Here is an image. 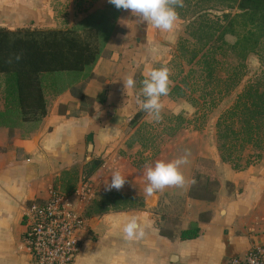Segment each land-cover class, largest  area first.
Wrapping results in <instances>:
<instances>
[{
	"label": "crops",
	"instance_id": "0c3cea01",
	"mask_svg": "<svg viewBox=\"0 0 264 264\" xmlns=\"http://www.w3.org/2000/svg\"><path fill=\"white\" fill-rule=\"evenodd\" d=\"M107 4L108 0H0V27L70 28ZM116 24L117 31L93 66L92 76L80 80L72 90L46 95L47 114L33 130L26 125L0 126V264H29L23 244L25 206L46 200L64 171L75 168L82 174L88 142L93 144L92 160L105 148L108 152L107 148L125 141V121L141 110L136 101L138 78L144 79L147 72L166 62L183 35L180 20L174 30L166 32L124 10ZM129 75L136 87L125 90L123 81ZM99 95H103L102 102L97 101ZM218 162L226 176L215 200L187 199L197 209L193 215L201 231L199 237L180 240L177 231L162 234L147 207L124 212V217L105 214L87 221L90 231L82 236L75 264H224L264 244L263 165L237 172L220 159ZM30 165L34 166L31 176ZM77 165L82 166L80 170ZM108 165L105 159L89 178L94 188L106 189L105 184L110 183L111 176L101 180ZM226 182L237 191L241 188L242 195L228 193ZM81 185L80 181L76 189ZM151 197L155 200L157 196ZM203 215L207 217L202 219ZM132 216L143 226L145 235L127 240L123 226ZM184 229L187 226L180 231ZM89 232L94 235L89 236Z\"/></svg>",
	"mask_w": 264,
	"mask_h": 264
},
{
	"label": "trees",
	"instance_id": "16d2710c",
	"mask_svg": "<svg viewBox=\"0 0 264 264\" xmlns=\"http://www.w3.org/2000/svg\"><path fill=\"white\" fill-rule=\"evenodd\" d=\"M186 8L199 15L190 24L189 36L180 42L181 56H188L187 64L202 65L208 94L228 96L246 73L244 60L249 54L264 50V0H184ZM218 8V9H215ZM182 10V8H178ZM121 10L110 3L95 10L68 29L10 30L0 27V77L3 78V110L0 126L26 125L33 130L47 114L46 95L72 90L91 71L101 57L104 47L117 31ZM236 37L228 44L224 37ZM220 43V45H217ZM22 54L9 64V57ZM219 54L225 58H239L228 65L223 77H214ZM185 79L171 87L169 95H185ZM81 99L85 97L81 96ZM103 101V95L97 97ZM137 112L131 122L140 117ZM178 120V117L176 118ZM25 134V133H24ZM216 150L222 163L234 171H243L264 155V85L248 83L225 109L215 124ZM102 166L93 159L79 175L77 169L64 171L55 181L52 191L69 196L76 191L83 178H90ZM188 198L212 202L220 188V179L211 159L197 158ZM196 224L179 233L180 240L199 237Z\"/></svg>",
	"mask_w": 264,
	"mask_h": 264
},
{
	"label": "rangeland",
	"instance_id": "374dc122",
	"mask_svg": "<svg viewBox=\"0 0 264 264\" xmlns=\"http://www.w3.org/2000/svg\"><path fill=\"white\" fill-rule=\"evenodd\" d=\"M177 11L183 25V35L178 37L170 51L168 60L166 59V62L159 64L157 68L167 66L171 69L170 79L173 81L172 86L185 79L186 86L181 84L185 95L180 97L167 95L161 98L164 108L161 113L162 120L158 123L149 118L142 109L138 111L141 116L135 123L131 122L135 114L130 116L125 121L127 125V129L123 134L125 141L119 146V143H116L112 149L107 148L108 152H105V148L102 153H98L94 158L92 157L93 159L101 160L102 163L105 159L108 161L109 165L104 169L103 177H101L102 181H106V176H112L114 172L118 171L127 178V183L119 191L115 189L107 191L105 188L102 190L94 188L89 178H83L81 184H89L92 191L89 200L80 206L81 214L87 221L105 214L124 217V212L143 210L147 207L152 216L156 218L162 234L172 235L174 231H177L179 235L182 226H187L188 228L196 224L193 212L197 209H194L187 200L190 199L187 194L192 183H188L184 188H165L163 191L156 192L155 195L157 197L152 200L154 198L146 196L145 193L147 181L144 175V165L145 163L154 164L157 160L171 161L183 155L187 149L190 151V162L182 167V172L188 181H192L193 169L197 158L211 159L214 163L219 161L215 135V124L219 115L232 105L236 96L248 83L260 82L264 85V50H262L258 52L259 54L247 55L244 60L246 73L239 85L228 96L218 100L220 95H209V89L213 87V84H206L202 79L204 77L203 66L194 65V63L187 64L188 56L182 57L179 51L180 42L183 39H187L194 45V41L189 36V27L193 19L199 15V10L194 12L192 8L184 6L182 10L177 9ZM224 40L228 44H233L236 41V37L226 35ZM217 45H220V43ZM237 57L234 58L231 55L230 58H225V56L219 54L217 62L213 64L216 68L214 77H223L228 65H235L238 62L239 58ZM138 79L139 90L137 93L140 94L143 78ZM3 105V78L0 77V108H3ZM177 117L178 120L176 119ZM218 163V166L215 164V169L221 182V179L225 178L226 175L221 172L222 164ZM263 163L264 155L260 161L255 162L251 166L259 167L263 165L261 171H264ZM76 167L80 170L82 166L77 165ZM227 167L231 168L228 164ZM85 169L86 164L83 167V171ZM225 188L228 193L235 191L240 195L243 193L241 188L237 191V187L230 182L225 183ZM127 189L130 193H128ZM77 191L76 189L74 193H77ZM133 193H141V195ZM142 194H145V196ZM71 196L72 194L68 197L75 203L78 195L76 194L73 199ZM206 217V215H203L201 218L204 219ZM87 231H90L88 224ZM89 233H91L89 236L94 235L92 232Z\"/></svg>",
	"mask_w": 264,
	"mask_h": 264
},
{
	"label": "clouds",
	"instance_id": "9594fccd",
	"mask_svg": "<svg viewBox=\"0 0 264 264\" xmlns=\"http://www.w3.org/2000/svg\"><path fill=\"white\" fill-rule=\"evenodd\" d=\"M108 2L116 9L129 11L140 21L166 32L177 27L180 20L177 9L184 7V0H108ZM21 58L22 54H17L9 57L7 62L11 64L13 60L18 62ZM170 76L171 69L167 66L153 68L141 81L140 94L136 98L141 109L157 123L162 120L161 113L164 108L161 98L169 95L173 84ZM123 84L125 90L136 87V81L132 75L127 76ZM189 156L190 151L186 149L183 155L171 161L157 160L154 164L145 163L146 196L151 197L168 187L184 188L188 183L194 184L195 180L188 181L182 172V167L190 162ZM126 183L127 178L118 171L114 172L110 183L105 184L106 190L119 191ZM123 232L127 240L140 239L145 235L143 226L135 216L130 217L124 224Z\"/></svg>",
	"mask_w": 264,
	"mask_h": 264
},
{
	"label": "built area",
	"instance_id": "2783aa9c",
	"mask_svg": "<svg viewBox=\"0 0 264 264\" xmlns=\"http://www.w3.org/2000/svg\"><path fill=\"white\" fill-rule=\"evenodd\" d=\"M91 192V186L82 183L75 203L51 190L46 200L25 206L23 244L29 264H75L82 235L87 233V220L80 206L89 200ZM224 264H264V244L253 246Z\"/></svg>",
	"mask_w": 264,
	"mask_h": 264
},
{
	"label": "water",
	"instance_id": "95a60500",
	"mask_svg": "<svg viewBox=\"0 0 264 264\" xmlns=\"http://www.w3.org/2000/svg\"><path fill=\"white\" fill-rule=\"evenodd\" d=\"M92 150H93V144L92 142H88L87 150H86V157H85V160L87 163L91 160ZM33 170H34V166L30 165L28 168L29 176L33 174Z\"/></svg>",
	"mask_w": 264,
	"mask_h": 264
}]
</instances>
